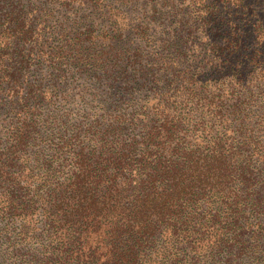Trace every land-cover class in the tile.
I'll return each mask as SVG.
<instances>
[{
  "label": "trees",
  "instance_id": "trees-1",
  "mask_svg": "<svg viewBox=\"0 0 264 264\" xmlns=\"http://www.w3.org/2000/svg\"><path fill=\"white\" fill-rule=\"evenodd\" d=\"M0 264H264V0H0Z\"/></svg>",
  "mask_w": 264,
  "mask_h": 264
}]
</instances>
